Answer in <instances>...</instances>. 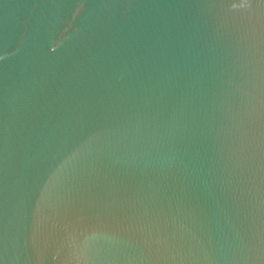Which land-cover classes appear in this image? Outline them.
I'll list each match as a JSON object with an SVG mask.
<instances>
[{
  "label": "water",
  "instance_id": "95a60500",
  "mask_svg": "<svg viewBox=\"0 0 264 264\" xmlns=\"http://www.w3.org/2000/svg\"><path fill=\"white\" fill-rule=\"evenodd\" d=\"M0 264H264V0H0Z\"/></svg>",
  "mask_w": 264,
  "mask_h": 264
}]
</instances>
